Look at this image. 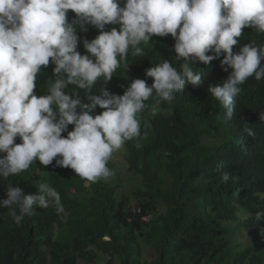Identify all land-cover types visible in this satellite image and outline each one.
Listing matches in <instances>:
<instances>
[{
  "label": "trees",
  "instance_id": "16d2710c",
  "mask_svg": "<svg viewBox=\"0 0 264 264\" xmlns=\"http://www.w3.org/2000/svg\"><path fill=\"white\" fill-rule=\"evenodd\" d=\"M68 15L71 20L75 13ZM112 27L119 25L105 30ZM98 34L93 26L78 29V51L87 54L83 40ZM263 37L245 28L240 44ZM174 43L171 35L154 36L141 45L143 56L130 54L128 67L118 68L106 84L98 82L94 93L104 87L123 95L136 78L151 85L148 68L165 59L179 66ZM220 59L211 66L193 65L202 72V83L187 84L171 102L160 101L155 112L149 105L156 99L145 102L139 114L142 135L125 144L127 171L135 178L132 191L123 189L120 178L87 182L73 169L56 166L55 159L48 166L37 159L28 170L0 178V199L7 198L10 184L35 194L40 183H48L65 209L57 214L53 206L36 208L17 226L8 209L0 208V264H264V219L256 218L264 212L258 195L264 193V79L250 77L241 86L229 119L209 91L231 71L223 70ZM53 68L50 63L43 71L42 92ZM78 91L87 103V93ZM102 111L97 106L92 114ZM73 128L70 124L62 135ZM107 166L113 170L112 159ZM225 171L232 176L227 183Z\"/></svg>",
  "mask_w": 264,
  "mask_h": 264
},
{
  "label": "clouds",
  "instance_id": "9594fccd",
  "mask_svg": "<svg viewBox=\"0 0 264 264\" xmlns=\"http://www.w3.org/2000/svg\"><path fill=\"white\" fill-rule=\"evenodd\" d=\"M69 10L75 13L71 20ZM107 25L119 28L105 30ZM89 26L99 34L83 40L87 54H81L78 29L87 32ZM245 28L264 36V0H0V178L28 170L37 159L43 166L55 159L56 166L73 169L87 182H107L114 176L107 166L114 154L142 135L145 102L155 98V112L160 101L171 102L187 84L199 86L203 74L193 65L211 66L221 57L223 70L231 71L209 91L232 118L241 86L250 77L264 79V37L241 45ZM169 35L178 67L165 59L146 70L151 85L136 78L123 95L104 87L94 93L98 82L106 84L118 68L128 67L130 54L144 55L141 45ZM50 63L54 68L42 92ZM78 90L87 93V103ZM97 106L104 111L93 115ZM70 124L74 128L65 137ZM230 179L225 171L223 182ZM37 189L25 194L7 186L0 208L8 209L17 226L36 208L64 213L54 187L40 183ZM258 195L264 199V193ZM256 218L264 219V212Z\"/></svg>",
  "mask_w": 264,
  "mask_h": 264
},
{
  "label": "rangeland",
  "instance_id": "374dc122",
  "mask_svg": "<svg viewBox=\"0 0 264 264\" xmlns=\"http://www.w3.org/2000/svg\"><path fill=\"white\" fill-rule=\"evenodd\" d=\"M154 104V103H153ZM153 104L149 105L152 108ZM126 147L124 146L120 151L114 154L112 158L114 176L111 178L122 179V187L127 192L134 189V175L127 171L126 165Z\"/></svg>",
  "mask_w": 264,
  "mask_h": 264
},
{
  "label": "water",
  "instance_id": "95a60500",
  "mask_svg": "<svg viewBox=\"0 0 264 264\" xmlns=\"http://www.w3.org/2000/svg\"><path fill=\"white\" fill-rule=\"evenodd\" d=\"M139 211H140L139 208L135 207V212L137 213Z\"/></svg>",
  "mask_w": 264,
  "mask_h": 264
}]
</instances>
